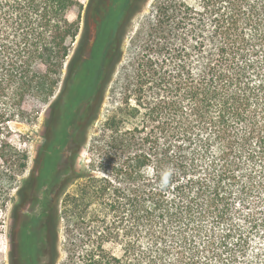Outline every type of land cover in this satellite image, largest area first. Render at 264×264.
<instances>
[{
    "label": "trees",
    "instance_id": "trees-1",
    "mask_svg": "<svg viewBox=\"0 0 264 264\" xmlns=\"http://www.w3.org/2000/svg\"><path fill=\"white\" fill-rule=\"evenodd\" d=\"M91 2L0 0V207L29 161L11 123L57 105ZM149 36L125 98L139 123L113 116L95 145L113 178L85 193L109 218L77 235L75 264H264V0H161Z\"/></svg>",
    "mask_w": 264,
    "mask_h": 264
},
{
    "label": "flooded vegetation",
    "instance_id": "flooded-vegetation-1",
    "mask_svg": "<svg viewBox=\"0 0 264 264\" xmlns=\"http://www.w3.org/2000/svg\"><path fill=\"white\" fill-rule=\"evenodd\" d=\"M113 1V11L96 19L93 28L88 16L83 56L47 118L44 139L20 185L12 208L11 264H55L58 258L60 194L117 62L127 21L141 0Z\"/></svg>",
    "mask_w": 264,
    "mask_h": 264
},
{
    "label": "rangeland",
    "instance_id": "rangeland-1",
    "mask_svg": "<svg viewBox=\"0 0 264 264\" xmlns=\"http://www.w3.org/2000/svg\"><path fill=\"white\" fill-rule=\"evenodd\" d=\"M83 1L88 2V0ZM160 1L141 0L127 21L117 62L110 72L100 105L87 129V140L81 143L77 153L74 172L61 192L57 204L60 220L58 222V258L55 264H75L78 261V252H80L79 250L76 253L74 250L73 243L77 240V235L90 227L104 225L103 220L109 218L107 195L85 193L91 184L89 177L91 173L102 179L113 178V164L99 161L100 153L95 145L105 133H108L107 127L111 117L117 116L121 122L123 121L118 124L121 129H124L123 126L132 128L139 123V117L125 115L127 111L125 98L130 97L131 105H136L137 66L142 51L149 42L151 27L156 21V7ZM187 1L193 4L198 2V0ZM113 6V0H92L89 12L91 27H94L96 19L113 11ZM139 7H142V10L135 12ZM41 109L39 116L33 122L11 123L12 127L21 133V136L16 139V145L26 149L29 161L26 171L16 177L7 195L5 207H0V259L2 264H11L10 249L13 242L11 222L12 208L18 197L16 188L29 174L37 149L44 139L47 118L53 111H48L46 104ZM79 173H83V176L76 178ZM105 246L115 247V253H120L119 246L111 244Z\"/></svg>",
    "mask_w": 264,
    "mask_h": 264
}]
</instances>
